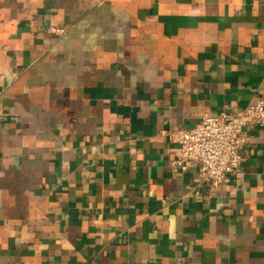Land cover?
<instances>
[{
	"label": "crops",
	"instance_id": "1",
	"mask_svg": "<svg viewBox=\"0 0 264 264\" xmlns=\"http://www.w3.org/2000/svg\"><path fill=\"white\" fill-rule=\"evenodd\" d=\"M259 96L264 0H0V264H264V126L211 193L169 165Z\"/></svg>",
	"mask_w": 264,
	"mask_h": 264
},
{
	"label": "built area",
	"instance_id": "2",
	"mask_svg": "<svg viewBox=\"0 0 264 264\" xmlns=\"http://www.w3.org/2000/svg\"><path fill=\"white\" fill-rule=\"evenodd\" d=\"M60 31L61 29H54ZM264 126V98L259 96L239 110L221 109L217 114L203 113L201 120L188 128L169 131L176 141L169 165L174 172L185 171L189 166L199 167L200 181L206 183L211 193L226 173L237 180L240 149L245 138L241 134L247 122ZM196 199H202L197 187Z\"/></svg>",
	"mask_w": 264,
	"mask_h": 264
}]
</instances>
